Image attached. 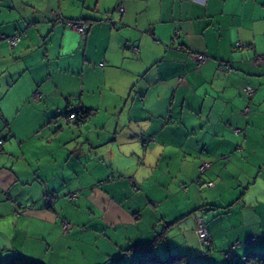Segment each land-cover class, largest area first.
Masks as SVG:
<instances>
[{
    "label": "crops",
    "instance_id": "crops-1",
    "mask_svg": "<svg viewBox=\"0 0 264 264\" xmlns=\"http://www.w3.org/2000/svg\"><path fill=\"white\" fill-rule=\"evenodd\" d=\"M260 56L264 0H0V260L229 264V249L264 250ZM73 108L88 113L65 124Z\"/></svg>",
    "mask_w": 264,
    "mask_h": 264
},
{
    "label": "built area",
    "instance_id": "built-area-1",
    "mask_svg": "<svg viewBox=\"0 0 264 264\" xmlns=\"http://www.w3.org/2000/svg\"><path fill=\"white\" fill-rule=\"evenodd\" d=\"M123 8L120 6L118 8V11L119 12H122ZM67 23L71 26V28H73L74 30H76L77 32H79L80 34H85L86 31H87V24L83 23V22H78V21H67ZM20 37L21 35L19 33H16L14 35H11V36H8V37H5L7 38L9 44L11 46H14L18 43V41L20 40ZM127 47L133 52V53H138V47L133 44V43H126ZM236 47L237 48H242L244 47L243 44H241L240 42H236L235 43ZM193 58H194V61L196 63L197 66H199L200 64H203L204 62H206V60L208 59V56L205 55V54H202V53H195V54H192ZM261 59H264V56H260L259 58H257V61H260ZM226 69H230V67L228 65H226L225 67ZM246 90V93L248 95V98H250L252 95H253V92L254 90L251 88V87H246L245 88ZM37 96V94H36ZM244 111L245 112H248L249 111V106L247 105L245 108H244ZM81 109L79 108H73V109H68L66 111V113L64 114L63 116V122L65 124H69L71 122H74V121H79L81 119ZM152 140L150 138L147 139V142H151ZM1 143V142H0ZM210 167V163L208 161H204L202 162L200 165H199V171L201 173L205 172L208 168ZM196 183L200 184V180H197ZM201 185H204V186H212L213 185V182L212 181H207V182H203L201 183ZM182 189L184 191L187 190V186L185 185H182ZM76 197V194L72 193L68 196V199H72V198H75ZM54 196L52 194H48L45 198V203L47 205H51L52 202L54 201ZM197 223L198 225L201 227L202 231H203V234H204V244L208 245L209 244V241L207 239V231L203 225V221H202V218L201 217H198L197 218ZM72 224L66 220H63L62 221V224H61V228L62 230L65 232V231H68L70 228H71ZM256 242V237H250L246 240V245H252ZM240 242L239 241H236L233 246L235 245H238ZM224 256L226 259L228 260H233V261H236V260H239V258L233 253L232 249H229L227 250L225 253H224Z\"/></svg>",
    "mask_w": 264,
    "mask_h": 264
},
{
    "label": "trees",
    "instance_id": "trees-1",
    "mask_svg": "<svg viewBox=\"0 0 264 264\" xmlns=\"http://www.w3.org/2000/svg\"><path fill=\"white\" fill-rule=\"evenodd\" d=\"M68 21H74V20H68ZM78 22H82V21H78ZM87 30H88V25H87ZM87 113L88 112L86 111H82L81 117L84 118ZM229 261H230L229 264H264V250L262 251L250 250L243 258H239V260L236 261L233 260H229ZM0 264H42V263L29 261L27 259L20 257L19 255H16L8 260H0ZM160 264H198V263L189 261L188 259H186V256L177 255L166 259L164 262H161Z\"/></svg>",
    "mask_w": 264,
    "mask_h": 264
},
{
    "label": "rangeland",
    "instance_id": "rangeland-1",
    "mask_svg": "<svg viewBox=\"0 0 264 264\" xmlns=\"http://www.w3.org/2000/svg\"><path fill=\"white\" fill-rule=\"evenodd\" d=\"M261 249H264V248H261Z\"/></svg>",
    "mask_w": 264,
    "mask_h": 264
}]
</instances>
